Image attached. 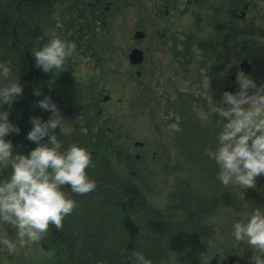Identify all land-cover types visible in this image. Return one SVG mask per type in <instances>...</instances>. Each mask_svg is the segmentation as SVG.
I'll use <instances>...</instances> for the list:
<instances>
[{"label": "rangeland", "instance_id": "obj_1", "mask_svg": "<svg viewBox=\"0 0 264 264\" xmlns=\"http://www.w3.org/2000/svg\"><path fill=\"white\" fill-rule=\"evenodd\" d=\"M141 1L144 4H140L139 9L130 6L119 11V18L125 23L123 26L102 28L99 25L94 36L95 42L89 43L88 47L78 46L76 40L71 41L75 51L63 70L56 74L59 78L57 97L73 111L62 114L63 125L59 133L72 134L76 124L86 121L82 110L92 107V113L98 114L92 117L95 121H107L121 134L118 141L127 145V154L132 157L137 153L146 156L137 164L151 169L144 179L142 190L134 178L135 167L132 164L126 172L129 166L121 161L120 166H116V172L125 179L128 175L132 176V184L138 187L157 217L169 208L173 192L177 186H181L182 180L186 182L187 191L196 198L203 197L207 203L211 200L216 203L215 208L209 205L212 212L206 216L208 224L195 234L198 242L183 246L181 250L185 254L170 249L162 264H187L185 255L189 251H198V260L202 264H248V257L253 250L244 242L236 243L233 240L232 225L236 221L246 222L255 206H264V176L257 178V187L254 189L226 187L217 180L218 169L213 161L215 174L202 170V165L198 168L183 160L184 155L180 154L176 137L177 131L185 127L186 122L183 124V121L191 119L199 121L203 127L216 129L214 119L205 120L202 115L207 107L205 92L210 89L218 99L222 90H231L235 79L231 75L241 71L240 63L244 58L252 65L249 73L258 82H264V0H249L251 7L246 15L237 18L234 27L226 25L225 29H217L206 19H201V15L205 18L203 11L208 7L207 2L212 3L211 0H203L204 3L195 6V12L188 9L182 15L179 12L181 4L175 9V21L168 22L169 29L165 36L160 32L156 36L150 24L154 0ZM240 1L236 0V3ZM245 1L236 5L238 14ZM194 14H198V18H194ZM143 20L146 22L142 26L148 29L149 37L140 44L148 46V55L140 67L130 63L128 54L129 46L137 43L133 34L140 24L135 25V22ZM201 21L202 28L197 24ZM178 24H182L183 29L174 31ZM50 30L49 35L55 32L69 41L70 33L61 32L56 27ZM150 33L154 34L155 39L150 38ZM219 33H226L228 38L230 35L229 45H233L235 36V48L228 47L222 52L226 59H230L231 72L227 76L214 78L208 75L211 62L203 64L197 51L199 48L210 53L214 48L216 50L215 36ZM168 36L178 40L185 38L189 46L193 47L194 57H189L179 67L172 63V68L168 69V44L167 40H163ZM106 41L112 46L107 47ZM114 44L119 47L118 50ZM138 69L141 72L143 70V77L137 75ZM104 95H110V98L104 100ZM136 141L144 142L145 146H135ZM212 147H215V139ZM154 152L158 155L156 159L152 156ZM163 169H168V172ZM6 176L7 171L0 169V180ZM15 232L11 224L0 222V237L16 238ZM232 256H235L234 260ZM63 258V252L51 247L45 235L39 242L18 245L17 253L11 256L0 249V264H63Z\"/></svg>", "mask_w": 264, "mask_h": 264}, {"label": "clouds", "instance_id": "obj_2", "mask_svg": "<svg viewBox=\"0 0 264 264\" xmlns=\"http://www.w3.org/2000/svg\"><path fill=\"white\" fill-rule=\"evenodd\" d=\"M74 51L72 42L53 32L29 53L35 68L53 74L63 70ZM12 72L11 61L0 60V169L7 171L0 180V222L16 230V238L0 237V249L9 256L17 253L18 245L39 242L50 225L60 229L76 207L73 196L95 189L86 172L91 166L90 152L75 143L62 150L57 129L62 131L63 116L52 97L39 89L34 91L36 107L50 116L29 118L26 139L35 147L26 153L17 150L9 137L21 129L10 120V109L25 85ZM205 99L203 118L214 119L218 131L215 147L205 148L204 154L217 166V180L226 187L256 188L257 178L264 176V82L238 71L231 90H222L217 99L208 89ZM231 235L236 243L244 242L253 250L248 264H264V206H255L246 222H234ZM132 260L133 264H152L140 251L132 253Z\"/></svg>", "mask_w": 264, "mask_h": 264}, {"label": "trees", "instance_id": "obj_3", "mask_svg": "<svg viewBox=\"0 0 264 264\" xmlns=\"http://www.w3.org/2000/svg\"><path fill=\"white\" fill-rule=\"evenodd\" d=\"M13 21V17L7 19L6 15L0 12V60L11 61L12 75L19 76L25 85L23 95L10 109V120L16 123L21 131L9 138L13 140L17 150L26 153L34 148L35 144L26 139V133L31 128L29 119L31 114L25 102L36 116L44 120L48 119L50 113L36 107L38 98L34 92L28 89L25 91L33 78L25 53L10 46ZM18 35L29 51L41 45L42 31L34 19L27 26L22 16ZM39 71L37 89L44 95L52 97L61 115L72 113L73 109L65 107V103L57 97L58 90L55 91L59 83L57 72L51 74ZM92 111V107L82 110V116L86 121L76 124L72 134L64 135L57 129L58 138L62 140V150L73 143L86 148L92 158L91 166L86 169L88 177L95 184L104 186L113 199L124 200L128 205V211H123L119 205L110 202L96 188L81 197L73 196L76 207L64 218L62 227L56 229L50 225L45 234L50 246L63 252V264H127L133 230L135 238L132 252H143L152 260V264H162L172 248L185 254L181 248L198 242L195 234L208 224L206 215L212 212L209 205H214L215 208L216 203L213 200L207 203L203 197L196 198L187 191L186 182L182 180L181 186H177L173 192L169 208L157 217L154 209L141 196L139 190L141 187L137 189L138 187L132 184V176L128 175L125 179L116 172L118 171L116 166L119 167L121 161L125 162V166L130 164L136 166L138 158L127 154L129 152L127 145L118 141L121 134L107 124V121H95L92 117L98 114ZM184 122H186L184 129L181 127L176 137L180 154L184 155L183 160L198 168L202 165V170L215 174L214 163L207 159L204 149L212 147L218 129L203 127L199 121L192 119L183 121V124ZM122 166L124 167V164ZM129 168L130 166L125 171L127 172ZM143 183L144 180L142 187ZM197 255L198 251H189L185 255L186 263L202 264Z\"/></svg>", "mask_w": 264, "mask_h": 264}, {"label": "flooded vegetation", "instance_id": "obj_4", "mask_svg": "<svg viewBox=\"0 0 264 264\" xmlns=\"http://www.w3.org/2000/svg\"><path fill=\"white\" fill-rule=\"evenodd\" d=\"M211 1V4L207 2V8H202L204 9L203 14H205V18L201 15V19H206L212 26L217 27V29H225L226 25H229V28L232 26L234 27L236 19L243 18L246 15V11L251 7L249 0H246L241 13L238 14L236 5L238 6L239 3L244 0L237 3L236 0H224L225 2L220 0H216L215 2L214 0ZM120 2L121 0H0V12L4 13L7 19L13 17L14 21L19 16L17 22L18 26L22 16L25 18L27 26L30 21L34 19L40 31H42L41 44L46 42L49 35L48 32L51 31L50 29L56 27V29L61 32L70 33V37H68L70 42L76 40L78 46L85 45L88 47L89 43H92V41L93 43L95 42L94 36L97 34L96 29H98L99 25L102 28H117L118 26H123L125 23L119 18V11L130 6L139 9L140 4H144L141 0H122V3ZM204 2L203 0H154L152 6L153 16H151L150 24L151 27L154 28L153 30H155V35L158 36L159 32L164 36L166 35V30L169 29L168 22L173 23L175 21V9L181 6V4L182 6L179 12L182 15L185 14L188 9L195 12V6ZM198 12L201 14L200 11ZM194 18H198V14H194ZM145 22V20L135 22V25L140 24L136 27V31L133 34L137 43L129 46L130 51L133 48H137L143 52L142 61L135 64L138 66L144 63L148 55V46L140 44L141 41H145L149 37L148 29H144L145 26H142ZM202 23L203 21L197 23L200 28L203 27ZM181 29H183V25L178 24L174 28V31ZM138 33H140V35H138ZM150 38L155 39L154 34L150 33ZM230 39V35L228 38L226 33H219L215 36L216 50L214 48L212 53H210L209 51L206 52L204 49H198L197 53L203 60V64H205L206 61L211 62L209 76L214 78H218L219 76L221 78L227 76L231 72L230 59H226V56L222 53L225 48H235V36L233 45H229ZM163 40H167L168 44L166 46L167 55L169 54L170 57L168 69L172 68V63L177 64L179 67L187 61L189 57H194L195 53L192 51L193 47L189 46L185 38H179L178 40V38L175 39L168 36L163 38ZM19 43L22 44L20 37ZM105 45L107 47L112 46L109 41H106ZM114 46L117 47V50L119 49L116 44H114ZM91 50L90 48L89 51L92 52ZM86 55L89 56V53H86ZM136 73L140 78L143 75V70L141 72L138 69ZM231 78L234 79L235 75H231ZM152 156L153 159L158 157L156 152H154ZM135 157L138 158L139 164L142 161V156L137 153ZM134 167V178L138 180L139 186L142 187L141 183L146 179L148 171L151 172V169L150 167L141 165H136ZM163 171L168 172V169H163Z\"/></svg>", "mask_w": 264, "mask_h": 264}, {"label": "water", "instance_id": "obj_5", "mask_svg": "<svg viewBox=\"0 0 264 264\" xmlns=\"http://www.w3.org/2000/svg\"><path fill=\"white\" fill-rule=\"evenodd\" d=\"M17 21H18V18L16 19V21L14 22L13 24V27H12V33H13V40L11 41V45L13 46H18L19 48H21L22 50H24L26 52V55H27V58H28V61L30 63V67H31V71L33 73V78H34V81L36 82L37 81V76L39 74V71L38 69H36L34 67V64H33V61H32V58L30 57V54L28 52V49L26 46H21V45H18L17 42H18V36H17ZM138 35H140V33H138ZM129 58H130V61L132 63H140L143 59V52L137 48H134L130 54H129ZM241 69L244 71V72H249L250 69H251V65L250 63L248 62V60H244L242 63H241ZM109 97L108 96H105V100H107ZM32 116H34V113L31 112ZM138 144V143H136ZM97 188L100 189L103 194L105 195V197L109 200V201H112L114 203H118L122 208L123 210H127V205L124 201H114L111 197V195L107 192V189L103 186H100V185H97ZM84 194H75L74 196H82ZM133 239H134V233H132V238L130 240V243H129V250H130V256H129V259L127 261V264H131V261H132V248H133ZM232 260L235 259V256H232L231 257Z\"/></svg>", "mask_w": 264, "mask_h": 264}]
</instances>
